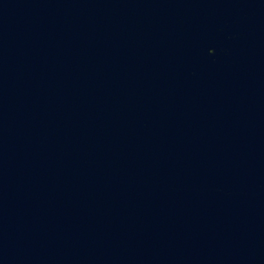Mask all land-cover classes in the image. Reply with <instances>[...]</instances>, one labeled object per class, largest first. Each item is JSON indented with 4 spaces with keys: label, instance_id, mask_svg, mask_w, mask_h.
Masks as SVG:
<instances>
[{
    "label": "water",
    "instance_id": "water-1",
    "mask_svg": "<svg viewBox=\"0 0 264 264\" xmlns=\"http://www.w3.org/2000/svg\"><path fill=\"white\" fill-rule=\"evenodd\" d=\"M0 172L96 264H264V0H0Z\"/></svg>",
    "mask_w": 264,
    "mask_h": 264
}]
</instances>
